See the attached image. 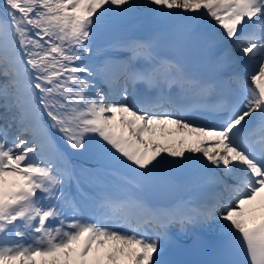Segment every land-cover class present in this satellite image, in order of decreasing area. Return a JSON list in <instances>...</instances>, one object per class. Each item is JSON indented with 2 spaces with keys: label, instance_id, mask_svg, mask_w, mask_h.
Wrapping results in <instances>:
<instances>
[{
  "label": "snow or ice",
  "instance_id": "obj_1",
  "mask_svg": "<svg viewBox=\"0 0 264 264\" xmlns=\"http://www.w3.org/2000/svg\"><path fill=\"white\" fill-rule=\"evenodd\" d=\"M0 8V264H175L161 243L173 225L230 238L240 258L219 264H264V0ZM134 15L214 22L213 42L240 71L207 80L154 41L100 58L97 35ZM201 111L211 125L189 118ZM176 173L212 191L194 207L153 203L147 194Z\"/></svg>",
  "mask_w": 264,
  "mask_h": 264
},
{
  "label": "bare ground",
  "instance_id": "obj_2",
  "mask_svg": "<svg viewBox=\"0 0 264 264\" xmlns=\"http://www.w3.org/2000/svg\"><path fill=\"white\" fill-rule=\"evenodd\" d=\"M139 22H140L139 20H134L129 25H127V26L124 25L123 30H127L129 28H132L133 26L137 25ZM178 174H180V173H178ZM180 175H182V174H180ZM191 187L195 191V198L199 199V202H201V200L204 198V195H205L206 185H204L203 183H199V184L191 185ZM176 230L179 232V234H184L185 232H188V229H187V231H181L180 226H178ZM165 241H166V239L165 240L162 239L161 243L163 244Z\"/></svg>",
  "mask_w": 264,
  "mask_h": 264
},
{
  "label": "rangeland",
  "instance_id": "obj_3",
  "mask_svg": "<svg viewBox=\"0 0 264 264\" xmlns=\"http://www.w3.org/2000/svg\"><path fill=\"white\" fill-rule=\"evenodd\" d=\"M2 122L3 121H0V123H2ZM84 161H86V162H84V163L83 162H81V163L75 162V164L82 165L83 167H89V166H91V161L89 160V157L88 156L85 157V160ZM83 188L88 193H91L94 190V188L91 185H88V184H84L83 185Z\"/></svg>",
  "mask_w": 264,
  "mask_h": 264
},
{
  "label": "water",
  "instance_id": "obj_4",
  "mask_svg": "<svg viewBox=\"0 0 264 264\" xmlns=\"http://www.w3.org/2000/svg\"><path fill=\"white\" fill-rule=\"evenodd\" d=\"M158 189H160V190L163 189V186H162L161 182H160V187H159ZM151 195H152L151 192H149V193L147 194L148 198H149L153 203H155V201L151 199ZM164 197H165V201H166V202L163 203V204H166V203L168 204V203L171 201L170 193L164 191Z\"/></svg>",
  "mask_w": 264,
  "mask_h": 264
},
{
  "label": "trees",
  "instance_id": "obj_5",
  "mask_svg": "<svg viewBox=\"0 0 264 264\" xmlns=\"http://www.w3.org/2000/svg\"><path fill=\"white\" fill-rule=\"evenodd\" d=\"M0 3H2V2L0 1Z\"/></svg>",
  "mask_w": 264,
  "mask_h": 264
}]
</instances>
